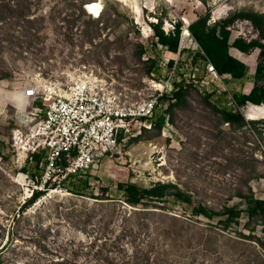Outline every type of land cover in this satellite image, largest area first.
<instances>
[{
    "label": "rangeland",
    "instance_id": "rangeland-1",
    "mask_svg": "<svg viewBox=\"0 0 264 264\" xmlns=\"http://www.w3.org/2000/svg\"><path fill=\"white\" fill-rule=\"evenodd\" d=\"M20 1H14L17 11ZM105 1L85 0L83 8L96 4L100 14L95 17L84 8L87 16L81 17L78 0H23L30 4L32 16H20L16 11L15 17L0 23V249L5 246L1 264L74 260L75 251L82 245L96 242L95 251L103 246L104 239L96 241L95 232L105 229L112 241L120 239L116 245L119 248L110 250L111 256H122V248L132 254L130 232H137L136 220L144 225L137 240L143 242L142 246L150 243V260H163V264H256L264 260L263 227L253 223V237L240 235H250L245 216L237 228L224 230L217 220L194 215L191 206L174 198L147 209H132L117 191L119 183L150 188L157 182H170L190 194L193 205L219 211L226 204L241 202L235 192L246 190L244 184L249 181L255 195L264 198V139L251 127L239 130L225 124L200 96L203 88L211 86L231 94L248 93L253 86L251 76L228 81L203 73L198 89H191L187 102L174 110L170 127L161 133L153 128L138 137L124 138L112 157H104L90 171L95 194L101 196L99 188H109L110 203L74 196L59 187L63 177L56 176L52 182L57 188L49 189L27 210L30 216L40 210V216L16 224L14 216L32 190L28 181H34L42 171V161L35 158L21 165L12 147V132L30 111L23 100V89L40 78L62 81L65 70L83 67V73L106 82L109 91L121 94L122 99L140 101L157 92L153 81L168 79L167 61L179 59L178 54L150 52L159 58L163 75L146 73L142 62L150 54L143 55L139 62L136 44L150 41L151 22L163 16V29L178 20L184 28V22L190 24L208 13L210 23L241 11L264 14V0H109L107 10ZM34 18L43 20L31 26L27 20ZM230 27L233 37L247 41L256 38L264 43L247 19L238 18ZM259 52L257 49L244 55L231 50L246 62L251 75ZM184 53L182 59L187 56V51ZM37 105L42 104L39 101ZM23 106L28 108L26 112ZM242 111L246 120L264 119V105H248ZM252 175L258 177L249 180ZM38 188L44 189L40 185ZM133 210L147 212H139L136 220L129 221ZM37 225L42 233L36 231ZM77 258L86 260L84 255Z\"/></svg>",
    "mask_w": 264,
    "mask_h": 264
},
{
    "label": "trees",
    "instance_id": "trees-1",
    "mask_svg": "<svg viewBox=\"0 0 264 264\" xmlns=\"http://www.w3.org/2000/svg\"><path fill=\"white\" fill-rule=\"evenodd\" d=\"M15 0H0V23L15 17L16 8L14 5ZM79 16H87L83 8L85 0H78ZM110 1H105V9H109ZM19 10L17 11L20 16L30 17L32 16V10L30 4L27 5L23 0L19 2ZM35 15V14H34ZM166 16V15H165ZM78 17V18H81ZM243 18L251 21L255 28L259 31L260 37L264 40V14L257 12L241 11L235 13L233 16L210 23V14H205L190 22L188 30L192 35L199 48H181L180 42L183 33V22L178 20L173 24V29L168 33L163 29L164 17L158 18V22H151L149 25L152 29V37L147 44H136V50L138 52L137 59L141 62L143 55L150 54V52L170 54H179V59H169L166 63L167 75L166 78L171 76V84L166 89L161 97L158 98L157 105L155 106L153 115L149 118L142 119L143 122L151 123L152 128L150 130L143 129V132L151 131L153 128L157 129L161 133L163 128H166L168 116V123L173 121V113L176 108L183 106L187 102L188 95L191 89H198V84L204 79L203 73H208V65L211 63L217 74L228 81H242L252 77L253 86L248 93L245 92H233L232 94L228 90H220L216 87L203 88L200 92V96L203 97L205 103H207L212 110L221 115V118L225 124L231 125L237 129H244L251 127L255 130V133L260 138L264 139V119L262 120H246L243 113V109L248 105H264V43L258 40L246 42L241 38L233 37V34L227 28L235 22L236 19ZM43 18L28 19L27 22L33 25H37ZM77 19L73 21L75 23ZM98 22L92 20V23ZM187 33V31H186ZM180 49V50H179ZM236 50L240 54L248 55L254 50H259V59L255 67L253 75L250 74V69L244 60L234 56L231 50ZM187 51V56L183 58L184 52ZM146 67V73L148 75H156L161 77L163 74L160 66L159 58L149 55L148 59L142 62ZM198 71V73L196 72ZM202 72L201 73H199ZM213 75V74H212ZM19 125V124H17ZM20 127V125L18 126ZM122 138L119 139V144ZM5 159V158H3ZM37 161H41V157H35ZM68 163L63 158L59 167L64 169ZM42 171L45 169V163H42ZM40 171V176L33 177L36 185H40L43 172ZM90 171H78L76 173L67 174L59 182V187L66 190L68 193L77 197H89L95 200H100L105 203H110L113 200L109 198V188H99L101 196L96 195L91 182ZM63 174H56V176H62ZM2 177L7 182L9 179L2 174ZM258 177L252 175L249 180ZM94 179V178H93ZM246 190L238 189L235 192V197L239 198L241 202L237 204H226L219 211L212 210L206 205L198 204L193 205L191 203V196L187 192L183 191L176 184L157 182L150 188L141 187L135 183H119L117 185V191L121 194L123 202L133 208L147 209L149 206L157 205V203L170 202L173 198L177 202H184L192 207V211L196 216H203L209 220H217V223L221 225L224 230L237 228L240 225L242 218L247 217V227L250 235L244 237H253L251 234L255 232L254 223L263 227L264 231V198H259L255 195L253 189L248 183L244 184ZM57 184L50 179L45 185L44 189H34L33 194L28 198L25 203L20 207L19 212L15 214L14 219L16 224L22 222V220H31L32 218L39 217L41 212L37 211L34 216H30L27 210L32 207L39 199L46 195L49 189L57 188ZM156 203V204H153ZM156 208V207H154ZM130 213L128 220H136L137 216L147 211L133 210ZM141 212V213H139ZM137 222V232H130L132 239L133 253L129 254L128 250L122 248L120 253L125 252L122 256L110 255V250L116 247L117 242L120 239L112 241L107 237L106 229L104 232L98 230L95 232L96 241L104 239L103 246L96 249V242H92L90 245H82L75 251L76 256L74 260H48L47 264H163V260H150V253L147 246H142L143 242L137 240L138 231H142L144 225ZM36 231L43 232L42 228L37 225ZM126 233H123L124 237ZM264 245V243H263ZM5 246L0 249V264ZM79 255L86 256V260H78ZM169 264V263H167ZM190 264H195L190 263ZM243 264H250V262H244ZM256 264H264V260H257Z\"/></svg>",
    "mask_w": 264,
    "mask_h": 264
},
{
    "label": "built area",
    "instance_id": "built-area-1",
    "mask_svg": "<svg viewBox=\"0 0 264 264\" xmlns=\"http://www.w3.org/2000/svg\"><path fill=\"white\" fill-rule=\"evenodd\" d=\"M184 23L180 49H200L188 30L189 23ZM230 26L227 29L231 31ZM173 28L169 23L164 29L168 33ZM148 29L152 34L150 26ZM242 39L251 42L256 38ZM82 68L65 70L62 81L40 78L23 89L30 111L26 106L23 108L27 115L21 126L12 132V147L21 165L41 157L45 169L40 186L44 187L56 174H63L64 178L70 173L92 169L104 157L115 154L120 138L138 137L143 129L150 130L152 124L142 119L153 115L158 98L171 84V76L163 82L153 81L155 95L131 103L122 99L121 94L109 91L106 82L88 77ZM208 72L221 78L211 63ZM39 101L42 105H37ZM166 121L168 128V117ZM63 158L68 164L61 169L59 165ZM27 179L28 175H25L24 180ZM30 185L29 198L34 189H39L29 179L27 186Z\"/></svg>",
    "mask_w": 264,
    "mask_h": 264
},
{
    "label": "bare ground",
    "instance_id": "bare-ground-1",
    "mask_svg": "<svg viewBox=\"0 0 264 264\" xmlns=\"http://www.w3.org/2000/svg\"><path fill=\"white\" fill-rule=\"evenodd\" d=\"M120 1H125V2H129V0H120ZM99 6H97L96 4H89L87 5V10L90 14L94 15L95 17L99 16L100 11L98 9ZM187 34V33H186ZM19 179V178H18Z\"/></svg>",
    "mask_w": 264,
    "mask_h": 264
},
{
    "label": "crops",
    "instance_id": "crops-1",
    "mask_svg": "<svg viewBox=\"0 0 264 264\" xmlns=\"http://www.w3.org/2000/svg\"><path fill=\"white\" fill-rule=\"evenodd\" d=\"M23 100L26 101V99L23 96ZM13 106V105H12ZM15 109H17L15 106H13ZM24 107V106H23ZM253 118V116H251Z\"/></svg>",
    "mask_w": 264,
    "mask_h": 264
},
{
    "label": "water",
    "instance_id": "water-1",
    "mask_svg": "<svg viewBox=\"0 0 264 264\" xmlns=\"http://www.w3.org/2000/svg\"><path fill=\"white\" fill-rule=\"evenodd\" d=\"M85 9H86V11H87V5H85V7H84Z\"/></svg>",
    "mask_w": 264,
    "mask_h": 264
}]
</instances>
